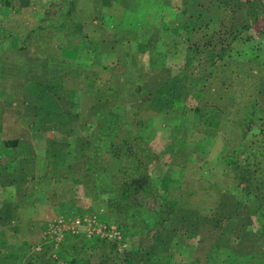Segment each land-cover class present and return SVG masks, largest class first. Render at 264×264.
Segmentation results:
<instances>
[{"label":"rangeland","instance_id":"1","mask_svg":"<svg viewBox=\"0 0 264 264\" xmlns=\"http://www.w3.org/2000/svg\"><path fill=\"white\" fill-rule=\"evenodd\" d=\"M8 1L0 0V172L20 176L10 165L20 152L4 145L17 135L67 155L39 173L47 195L9 205L0 190V264L44 250L53 264H70L59 258L68 235L85 240L81 264H264L256 202L225 164L264 119V21L245 18V0ZM27 83L44 87L23 91ZM78 101L100 111L94 122L122 113L151 137L152 183L129 201L127 218L110 213L81 171L92 119L81 124L84 149L69 153L67 139L48 132L54 123L31 117L54 103L65 114ZM96 238L115 254L93 248Z\"/></svg>","mask_w":264,"mask_h":264},{"label":"trees","instance_id":"2","mask_svg":"<svg viewBox=\"0 0 264 264\" xmlns=\"http://www.w3.org/2000/svg\"><path fill=\"white\" fill-rule=\"evenodd\" d=\"M3 5L8 6L10 2L3 0ZM244 7L248 21H264L262 0H245ZM150 140L145 125L134 123L122 113L112 112L101 114L88 134L81 171H84L85 178L93 177L96 195L105 199L110 213H120L127 218L131 213L129 201L139 192H147L151 186L149 168L156 163L157 155L149 144ZM4 145L11 146L9 141ZM232 149L225 164L230 167L241 189L256 202L254 213L264 230V119L256 136L246 141L241 139ZM134 212L138 213V209ZM93 244V248L105 250L107 255L116 252L115 244L109 240L96 238ZM82 248H87L83 236L68 235L59 258L70 264H81L79 253L83 252ZM69 251L73 252L72 257L68 255ZM44 256L45 250L33 253L29 263L25 261L24 264H53ZM84 263L89 264L88 259Z\"/></svg>","mask_w":264,"mask_h":264},{"label":"crops","instance_id":"3","mask_svg":"<svg viewBox=\"0 0 264 264\" xmlns=\"http://www.w3.org/2000/svg\"><path fill=\"white\" fill-rule=\"evenodd\" d=\"M3 6H5V5H3ZM9 6L10 5L5 6V7H9ZM40 84L41 83H37V84L33 85V83H32L30 85L27 83V85L21 89L23 91H26L24 89L31 90V91L36 90V85L40 86ZM41 85L44 87L43 84H41ZM41 89L42 88H40V90ZM79 102H82V101H78V105H76V107H74V109L66 110L65 114L63 111L64 109L62 110V108H61L62 106H60L57 103H54V104H51L49 106V108H47V107H45L44 109L39 108L36 112L33 111L32 116H31V117H33V116L36 117V115H37V119L39 117V123L40 124L44 123V122H46L45 124L54 123L52 125V128H49L48 132L54 131L55 132L54 135H57V138L63 137L64 139H67L65 142L66 145L64 146V149H62V151L63 150L67 151V149H68L69 153L71 151H81L82 149H84L83 143L81 144V142H79V144H78V141H79L78 136L80 134L85 133V128H87L86 125H88V123L85 124L84 126H82L81 124L84 123L86 117L88 118V120L92 119V121L94 122L96 120L97 116L100 114V111L97 112V110H95L93 105L81 104ZM41 103H42V101H41ZM69 118H70V120L68 121V123L70 122L71 123L70 125L77 124L79 126V128L76 130V132H78V134H70L73 132L70 131V129L68 128V126L66 124L67 119H69ZM34 120H35V118H34ZM93 125H92V127H93ZM57 131L59 133H56ZM27 135L29 138L30 137L36 138V137H39V135H41L40 137H46L47 134H27ZM32 135H34V136H32ZM54 135L50 136V138L53 141L57 139L56 137H54ZM47 137H49V136H47ZM82 137H84V136H82ZM24 139H25L24 136L17 135L15 137L7 138L4 141V143L9 141L11 144V146H7L6 149L11 148V149H14L16 152H18V151L20 152V155L17 158L18 160L16 162L10 164V165H12L11 169L15 170V172L18 171L20 176L16 178L14 176L11 177V175L9 176V174H7L6 171L0 172V190L3 191V193H4V194L2 193L3 195H9V197H6V199L4 200V201H6L4 203H7V204H9L10 200L12 201L11 202L12 204L13 203L15 204L16 202H17V204H21L22 202H26V200L30 197V194H37V195L41 194L42 196L47 195L46 191H47L48 187L46 185H44L45 184V181L43 180L44 178L41 179V177H39V173L48 169V165H50V164H48L49 162L53 163V162L59 161V160L65 161L64 157L67 155V153H65L63 155L61 154V150H60L61 148H57L56 149L57 152H54V154L51 152L52 147L50 149H46V150H43L45 148H41V147L36 148V147L32 146V148H31L30 146L25 145V141H22ZM68 140H70V141H68ZM12 141H14V143H12ZM22 142H23L24 148H22ZM32 145H33V143H32ZM58 146L59 145H57V147ZM60 146H62V145L60 144ZM18 148H19V150H18ZM6 152H9V151H6ZM22 153L28 157L27 162L24 161L23 158L21 157ZM58 153H59V157L54 156V155H57ZM22 168H24V170H22ZM7 178H8V180H7ZM25 193H27L26 199L24 197ZM27 196H28V198H27ZM9 205H11V204H9ZM13 206L15 207V205H13ZM4 208H7V207L4 206ZM27 215H28V217H26V218H31V215H33L32 211L28 210ZM22 216H24L23 213H22ZM250 216H251L252 221L256 220L255 213H251ZM14 217L16 219L19 218V216H16V215ZM253 218H254V220H253ZM19 227L21 229H24V226L20 225ZM26 227H28V229H30V230L33 229L29 225H26ZM11 229L16 232L17 226H12ZM14 250H15V248H14ZM16 251H18V250H16ZM6 264H21V263H19V262L12 263V262L6 260Z\"/></svg>","mask_w":264,"mask_h":264}]
</instances>
